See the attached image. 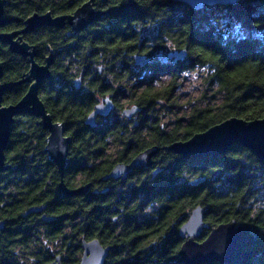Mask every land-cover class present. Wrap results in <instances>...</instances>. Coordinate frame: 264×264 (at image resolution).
<instances>
[{
  "label": "trees",
  "instance_id": "trees-1",
  "mask_svg": "<svg viewBox=\"0 0 264 264\" xmlns=\"http://www.w3.org/2000/svg\"><path fill=\"white\" fill-rule=\"evenodd\" d=\"M87 1L6 0L4 15L14 21L0 30L21 29L34 13L71 14ZM93 4L106 15L75 37L51 27H39L23 37L35 48L38 64L53 58L39 98L53 121L65 126L71 141L69 162L61 179L44 153L48 133L38 119L15 117L5 150L6 162L14 168L0 173V219H9L8 203L13 195H20L23 206L43 202L51 214L68 221L76 218L81 238L111 245L114 251L105 264H124L123 253L135 258L141 249L145 255L137 264H177L173 259L179 228L191 210L201 206L207 225L203 236L221 223L247 224L256 241L251 247L255 255L246 264H264V205L258 204V197H264V166L260 161L239 145L218 157L191 160L166 149L231 117L264 118V0H239L235 6L200 11L175 0H94ZM169 48L187 52L178 69L154 63L146 65L142 74L135 64V55L156 57ZM0 63L3 83L20 81L29 70L26 58L1 43ZM194 69L203 71L202 106L163 125L157 107L175 104L179 73ZM168 76L166 84L155 86ZM77 78L80 90L73 88ZM27 88L26 84L13 86L3 96V105L17 103ZM107 92L119 97V109L135 105L151 115L150 121L129 130L120 120L100 117L96 127H87L86 117ZM123 92L127 93L124 99L117 95ZM151 146L162 149L148 170L133 174L126 185L119 183L106 194L99 193L104 190L101 178L116 163H128ZM61 181L67 188L89 184L90 191L74 205L73 199L58 198ZM150 248L156 249L152 253ZM80 252L76 245L75 264ZM14 257L18 255L9 245H0V264H18Z\"/></svg>",
  "mask_w": 264,
  "mask_h": 264
},
{
  "label": "water",
  "instance_id": "water-1",
  "mask_svg": "<svg viewBox=\"0 0 264 264\" xmlns=\"http://www.w3.org/2000/svg\"><path fill=\"white\" fill-rule=\"evenodd\" d=\"M94 0L76 8L69 15L53 16L47 12L44 14L34 13L23 23V28L2 32L0 30V43L7 45L9 50L26 58L29 70L24 78L15 83L1 82L3 77V65L0 63V172L7 171L10 166L5 164V150L9 145L11 127L14 118L22 115H30L40 120L39 125L48 132L44 153L50 162L57 167L61 179H63L65 168L69 162L70 138L65 136V126L54 122L51 115L39 98V87L43 81L49 78L50 66L53 58L46 59L45 64L35 61V48L23 40V37L33 30L42 27L62 28L67 25L71 28L73 35L86 30L95 22L101 20L106 13L94 8ZM188 5L195 11L204 7H228L235 6L239 0H175ZM6 0H0V29L14 21L4 15ZM187 52L185 50L169 52L157 57L162 63L168 59L175 62L184 60ZM135 64L145 66L149 58L143 55H135ZM20 84L28 85L24 96L15 104L3 105V96L13 86ZM81 80H74V87L80 88ZM114 108L113 100L105 98L95 105L94 110L88 115L85 124L91 128L96 126L98 116H108ZM140 111L137 106L125 108L122 112L124 117L132 118ZM239 145L248 149L264 166V118L246 121L238 117L228 118L217 123L203 132L196 133L186 141H177L166 149L180 155L185 160L195 157H218L228 150ZM159 146H151L139 152L129 163H117L112 170L101 178L102 181L121 180L125 181L135 170H147L153 165V159L161 151ZM63 197L81 196L89 192L90 185H83L75 189L67 188L63 181L59 184ZM107 189L99 193H105ZM37 210L31 209L29 212ZM201 206L191 210L187 220L179 228V236L184 239L176 263L179 264H202L205 262H219L223 264H246L255 255L251 247L256 239L252 234V227L247 224H237L236 221L221 223L210 229L207 237L197 241L203 230L207 227L204 223V213ZM2 228V224H0ZM83 255L80 264H104L109 249L104 248L98 240L90 242L83 241Z\"/></svg>",
  "mask_w": 264,
  "mask_h": 264
},
{
  "label": "flooded vegetation",
  "instance_id": "flooded-vegetation-1",
  "mask_svg": "<svg viewBox=\"0 0 264 264\" xmlns=\"http://www.w3.org/2000/svg\"><path fill=\"white\" fill-rule=\"evenodd\" d=\"M42 27H48V26H42ZM51 28H54V27H51ZM55 29L68 30V32H67L68 34H71V36H73V37L76 36V35H73L71 28L67 25H64L62 28H55ZM167 54H164V55L162 54V55L165 56ZM147 58H149V62L146 65H148V64L153 65L154 63L155 64L158 63L160 65H169V67H168L169 70L173 69V67H175V69H178V67H179L178 63L180 61L175 62L174 59H168L167 62L162 63L157 56L156 57H147ZM146 65L143 67L137 66L138 68H141L140 71L142 74L145 73L144 71H146L148 68ZM157 65H155V67H159ZM181 73H183V72L181 71L180 74ZM82 84H83V81H82ZM141 84L145 85V81H142ZM80 87H81V84H80ZM73 88L75 90H80V88L76 89L74 86H73ZM117 95L122 96V98L124 99V98H126L127 93L123 92L121 95L120 94H117ZM107 97L113 100L114 108L108 116H98L96 119V125H97V121L100 117L108 118L109 120L114 119L113 120L114 122H117L116 120H120L122 122V124H124L126 127H129V130H131L133 127L141 126L143 121H147V120H148V122L150 121L151 115H149V114L145 115L140 107H139L140 111L137 114H135L132 118L124 117V115L122 114L123 110L125 108L135 106V105L125 104L124 108L122 110L119 109V107L117 106L118 105L117 99H119V97L116 98L115 94L111 93V92L105 93L101 98L98 99V102L96 104H98L99 102H102ZM95 105H94V107H95ZM94 107H93V110H94ZM34 118H36V117H34ZM36 119H38V118H36ZM38 121L40 122L39 119H38ZM161 123L163 125L169 124V123L164 124L163 118L161 120ZM84 124H85V122H84ZM86 126L89 127L88 125H86ZM89 128H91V127H89ZM65 136L67 137L66 129H65ZM69 148H70V145H69ZM108 149L114 150L117 148L114 146H110V147H108ZM121 149L122 148L119 147V150H121ZM4 154H5V152H4ZM118 163H126V162H118ZM5 164H7L6 159H5ZM9 166H10L9 169L14 168V167H12L11 164ZM138 171H143V170H135L133 173H131L128 176V178L125 181H121L120 179L119 180L110 179L107 181L100 180L102 183H104L103 189H107V191L105 193H102V194H106L115 186L118 187L119 183H120V185L125 184L128 181V179ZM0 173H3V172H0ZM75 188H69V189H75ZM89 191H90V189H89ZM93 193H96V191H93ZM86 194H84V195H86ZM84 195H81V196H84ZM78 197H80V196L63 197L61 189H60V194L58 196L59 199H63V200H67V199L75 200L73 203L74 205H77L76 199ZM57 206H58V209H60L61 203H58ZM35 208L37 210H35L33 212H29L31 209H35ZM47 209H48V205L46 203H43V202L23 206V200H22L21 196L20 195H13V197L11 198V201L8 203V211L10 214L8 217L9 219H0V224H2V228H0V245H4V244L9 245L11 247V249L13 250V253L14 254L17 253L18 257L17 258L14 257V260L18 264H75L76 258L73 254V251L75 250L76 245H80L81 252L78 255V263H77V264H80V260H81V257L83 255V249H82L83 241L90 242V241L97 240V239L86 240L85 236H82V238H81L79 236L78 229L75 227L76 226V218L73 219L72 221H68V220H65V219H67L65 217H59L58 215L51 214V212L48 211ZM206 237H207V235L203 236V232H202L200 237L197 238V241L202 242ZM177 238H178V240H177L178 245H176L177 254H176L175 258L173 259V261H175L177 259L179 249H180L182 243L184 242V239H182L179 236V234H178ZM80 239H81V241H80ZM103 247L109 249L108 254H107V258L105 259V261H106L107 259H109L110 254L114 250H113L111 245H105ZM155 249L150 248L148 250V252L153 253L155 251ZM139 253H140V255H136L137 258L136 257L135 258H128V257H126V253H123V258L125 260L124 264H137L138 260H143V258H140V257L142 255H145L144 250L141 249L139 251ZM104 264H105V262H104ZM177 264H179V263H177ZM202 264H223V263L205 262Z\"/></svg>",
  "mask_w": 264,
  "mask_h": 264
},
{
  "label": "rangeland",
  "instance_id": "rangeland-1",
  "mask_svg": "<svg viewBox=\"0 0 264 264\" xmlns=\"http://www.w3.org/2000/svg\"><path fill=\"white\" fill-rule=\"evenodd\" d=\"M222 17L223 19L225 18V16ZM168 51L173 52V49L169 48ZM202 72L203 71L201 69H194L181 74L179 73L176 81V87L173 91L175 104L173 106L170 105L167 108L157 107L156 109L160 111L164 124L171 123L176 118L188 114L193 107L202 106V104L199 103V97L204 92ZM169 79V76L161 77V79L158 80V84L155 86L158 87V85L166 84ZM258 204L264 205L263 196L258 197Z\"/></svg>",
  "mask_w": 264,
  "mask_h": 264
}]
</instances>
